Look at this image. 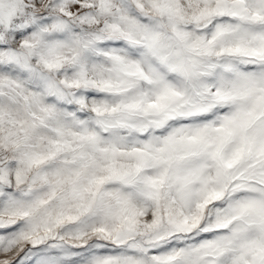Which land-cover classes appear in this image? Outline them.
<instances>
[{"label":"snow or ice","instance_id":"obj_1","mask_svg":"<svg viewBox=\"0 0 264 264\" xmlns=\"http://www.w3.org/2000/svg\"><path fill=\"white\" fill-rule=\"evenodd\" d=\"M0 264H264V0H0Z\"/></svg>","mask_w":264,"mask_h":264}]
</instances>
